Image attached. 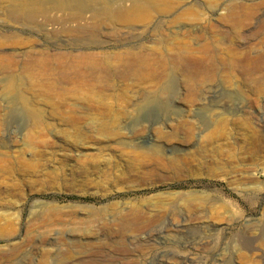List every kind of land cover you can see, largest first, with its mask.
<instances>
[{
  "label": "rangeland",
  "instance_id": "rangeland-1",
  "mask_svg": "<svg viewBox=\"0 0 264 264\" xmlns=\"http://www.w3.org/2000/svg\"><path fill=\"white\" fill-rule=\"evenodd\" d=\"M163 1L126 28L0 0V264H264V0Z\"/></svg>",
  "mask_w": 264,
  "mask_h": 264
},
{
  "label": "bare ground",
  "instance_id": "bare-ground-1",
  "mask_svg": "<svg viewBox=\"0 0 264 264\" xmlns=\"http://www.w3.org/2000/svg\"><path fill=\"white\" fill-rule=\"evenodd\" d=\"M36 1V0H35ZM51 2L55 8L57 9H71L75 10L76 13V18H71L72 21H85V14L91 13L92 18H100L102 20H109L111 22H118L119 24L125 26L126 28H133L136 26L138 22H141V20L145 17H147L152 11H156L159 14H169V12H172L173 9L167 10L165 7L162 9L161 5L164 3L163 0H40V2ZM166 1V0H165ZM169 1V0H168ZM165 4V3H164ZM168 4V2L166 3ZM165 4V5H166ZM170 4V3H169ZM174 4V2L172 3ZM171 5V4H170ZM175 5V4H174ZM163 6V5H162ZM173 6V5H171ZM175 7V6H174ZM169 8V7H168ZM58 11V10H57ZM61 13V12H60ZM181 14V13H180ZM233 15H229L228 18H236L239 19L241 15L239 13H232ZM66 16V15H65ZM32 16L30 15L27 17V19H30ZM177 17V16H175ZM149 18V17H147ZM146 18V19H147ZM179 18V17H178ZM227 18V17H226ZM70 19V20H71ZM177 20V18H175ZM241 19V18H240ZM96 20V19H95ZM175 20V21H176ZM151 21V20H150ZM174 21V22H175ZM51 22V21H50ZM65 22V21H64ZM86 22V21H85ZM149 22V21H148ZM173 22V21H172ZM180 22V21H179ZM239 22V21H237ZM147 23V22H146ZM106 24V23H105ZM108 24V23H107ZM174 24V23H172ZM68 25V24H67ZM95 25V23H94ZM110 25V24H109ZM135 25V26H134ZM101 27V26H100ZM175 30V29H174ZM69 32V31H68ZM96 33V32H95ZM191 35V34H190ZM189 35V36H190ZM176 34L173 31H170V34L168 36V39L161 44L167 43L168 41H171L169 44L173 43L172 39L175 38ZM178 36V35H177ZM91 37V36H90ZM198 39V38H197ZM197 39L195 37H190V39L183 43V45L180 46L179 54L175 59L179 60L180 63L182 62H190L193 64V69L196 72H199V70L202 68L200 60L196 59L190 52H193V46H198L200 42H197ZM180 40V39H178ZM90 41V40H89ZM87 41H82L80 42L82 46L86 47V49H90L93 45H97V43H93L92 41L90 42ZM208 41V40H207ZM177 42V41H176ZM180 42V41H179ZM183 42V41H182ZM209 42V41H208ZM205 42V43H208ZM159 43V42H158ZM201 44V43H200ZM78 45V44H77ZM210 45V44H209ZM80 46V44L78 45ZM160 46V45H159ZM177 46V45H176ZM81 47V46H80ZM210 47V46H209ZM195 48V47H194ZM172 49V48H171ZM211 49V47H210ZM201 50V51H199ZM194 50L198 52H203V53H209L211 50L207 47V45H201L200 48ZM82 53V54H81ZM79 52L78 55H71L74 57H71L74 59L73 63L69 67L77 71V75L79 77H86L88 75H101L103 72L106 73V75H112V70L109 62L106 61H99L97 59L98 56L92 52ZM100 54V53H99ZM98 54V55H99ZM160 54V53H159ZM104 55V54H103ZM129 55V54H128ZM132 55V54H130ZM162 55V54H161ZM102 56V55H101ZM117 56V55H116ZM120 56V55H119ZM66 57V56H65ZM100 57V56H99ZM103 57V56H102ZM104 57H106L104 55ZM103 57V58H104ZM109 57V56H108ZM125 57V56H124ZM38 58V57H37ZM41 58V57H40ZM39 58V59H40ZM47 58V57H45ZM102 58V59H103ZM114 58V55H113ZM118 58V63L122 64L123 66H137L139 69L143 70L145 72L146 70H149L151 67H153L152 60L146 55V56H136L134 58L128 57V58H123V57H116ZM105 59V58H104ZM107 59V57H106ZM162 59V58H160ZM38 60V59H37ZM36 60V61H37ZM47 60V59H45ZM111 60V59H110ZM113 60V59H112ZM165 60V58L163 59ZM162 60V61H163ZM2 61V59H1ZM43 61V59H42ZM161 62V60H159ZM40 62V60H39ZM46 62V61H45ZM178 62V61H177ZM205 62V61H204ZM37 64V62H35ZM43 63V62H42ZM157 63V62H156ZM165 63V61H164ZM39 64V63H38ZM51 64V62H50ZM68 64V63H67ZM159 65V63H157ZM162 64V62H161ZM167 64V63H166ZM59 65V64H58ZM64 63L62 64V66ZM117 65V64H116ZM178 65V64H177ZM60 66V65H59ZM73 68H72V67ZM114 66V65H113ZM128 66V67H130ZM164 66V65H163ZM166 66V65H165ZM40 67V66H39ZM51 67V66H50ZM66 67V66H65ZM161 67V66H160ZM42 68V67H41ZM163 68V67H162ZM43 69V68H42ZM69 69V68H68ZM137 69V68H135ZM138 69V70H139ZM161 69V68H160ZM158 71V70H157ZM156 71V72H157ZM161 71V70H160ZM163 71V70H162ZM44 72V71H43ZM119 72V71H118ZM138 72V71H137ZM141 72V71H140ZM159 72V71H158ZM165 74V72H163ZM140 74V73H139ZM143 74V73H142ZM133 75V74H132ZM146 78H155L156 76L159 75V73L155 74H145ZM135 76V75H134ZM144 76V75H143ZM149 104L151 101H148ZM148 104V105H149ZM163 232V231H162ZM157 233V232H156Z\"/></svg>",
  "mask_w": 264,
  "mask_h": 264
}]
</instances>
